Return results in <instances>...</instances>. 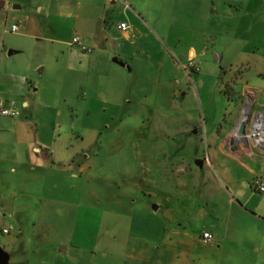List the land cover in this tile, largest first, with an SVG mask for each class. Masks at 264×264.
<instances>
[{
    "label": "crops",
    "instance_id": "crops-1",
    "mask_svg": "<svg viewBox=\"0 0 264 264\" xmlns=\"http://www.w3.org/2000/svg\"><path fill=\"white\" fill-rule=\"evenodd\" d=\"M139 1L0 0V99L19 113L0 115V182L7 185L0 207L13 212L2 213L0 223L14 228L13 237L0 243V264H20L19 240L50 208V174L75 173L76 162L87 159L50 158V132L38 121L50 110V84L74 110L107 99L104 83L111 84L109 97L116 103L114 84L126 90L138 83V89L145 74L132 49L151 56L142 40L160 45L156 35L168 38L174 23L200 47L182 56L189 63L185 71L196 72L187 75L190 87L200 80L198 62L210 63V51L223 62L231 58L228 49L238 47L231 62L241 71L231 75L228 107L218 117L204 111L202 123L186 119L189 136L203 142L193 158H168L155 166L147 158L135 167L130 178L140 189L131 192L129 203L135 208L142 200L161 246L150 253L138 240L143 250L133 257L143 256L145 264H264V193L253 184L256 178L264 182V153L248 138L254 120L264 121V0H152L150 7ZM183 42L181 36L177 45ZM150 63L163 81L165 64L152 57ZM174 95L185 104L191 93ZM118 98L119 104L133 105L135 97ZM11 138L13 156L7 158ZM204 232L213 235L211 243L203 242Z\"/></svg>",
    "mask_w": 264,
    "mask_h": 264
},
{
    "label": "rangeland",
    "instance_id": "rangeland-1",
    "mask_svg": "<svg viewBox=\"0 0 264 264\" xmlns=\"http://www.w3.org/2000/svg\"><path fill=\"white\" fill-rule=\"evenodd\" d=\"M153 4L152 0H140L138 5ZM177 24L167 29L168 38L156 35L160 45L153 39L142 40L151 56L132 49L145 74L138 89V83H132L126 90L114 84L118 90L113 97L117 104L109 97L111 84L104 83L107 99L99 100L91 109L74 110L64 101L59 88L50 84V110L38 116L41 128L50 132V158H87L80 166L87 164L79 172L76 162L75 173L69 175L57 171L50 174V208L41 211V223L26 228L15 249L21 251L17 263L145 264L143 256L138 260L133 252L143 250V244L150 253L161 246L153 220L150 226L142 210V200L135 208L129 203L131 192L140 189L137 180L130 177L147 158L151 166L171 160L168 158H193L203 142L198 145L197 139L189 136L186 119L202 123L204 111L218 117L228 107L225 93L231 91V75L241 71L231 62L239 52L238 47L228 49L231 58L223 62H218L210 51V63L202 67L198 62L202 69L197 73L200 80L190 87L187 75L196 72L191 67L185 71L189 63L183 62L182 56L187 55L191 46L200 47L191 33ZM181 36L184 42L178 46ZM151 57L157 64H165L167 73L163 81L159 82L157 73L148 65ZM180 90L183 93L190 90L185 104V100L174 95ZM121 93L123 102L133 93V105L119 104ZM13 145L15 141L11 138L7 158L13 156ZM5 189L7 185L2 187L0 182V193ZM2 213L13 212L0 207ZM2 225L3 222L0 243H7L14 233L3 234ZM138 240L142 245H137Z\"/></svg>",
    "mask_w": 264,
    "mask_h": 264
},
{
    "label": "built area",
    "instance_id": "built-area-1",
    "mask_svg": "<svg viewBox=\"0 0 264 264\" xmlns=\"http://www.w3.org/2000/svg\"><path fill=\"white\" fill-rule=\"evenodd\" d=\"M120 29L126 31L128 26L126 24H121ZM18 30V25H14L12 27V32H16ZM79 39H74V44H78ZM0 115L5 117H12L16 118L19 116V113L16 110H8L4 108V103L0 99ZM249 140L254 143L262 152L264 153V121L261 118H256L253 122L252 129L249 131L248 134ZM253 184L261 193H264V182L261 178H256L253 181ZM14 231L12 226H5L2 230L3 234L9 235ZM202 240L204 243L209 244L213 241V235L210 232H204L202 235Z\"/></svg>",
    "mask_w": 264,
    "mask_h": 264
},
{
    "label": "water",
    "instance_id": "water-1",
    "mask_svg": "<svg viewBox=\"0 0 264 264\" xmlns=\"http://www.w3.org/2000/svg\"><path fill=\"white\" fill-rule=\"evenodd\" d=\"M251 116H248V119L250 120ZM242 133H244V128L241 130Z\"/></svg>",
    "mask_w": 264,
    "mask_h": 264
}]
</instances>
